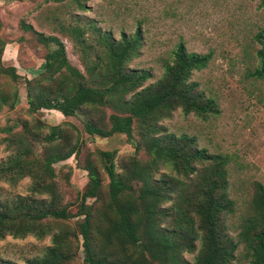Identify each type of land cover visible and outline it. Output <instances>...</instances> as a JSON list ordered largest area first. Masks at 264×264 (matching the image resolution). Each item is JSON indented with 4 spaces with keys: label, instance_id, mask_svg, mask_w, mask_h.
<instances>
[{
    "label": "rangeland",
    "instance_id": "1",
    "mask_svg": "<svg viewBox=\"0 0 264 264\" xmlns=\"http://www.w3.org/2000/svg\"><path fill=\"white\" fill-rule=\"evenodd\" d=\"M0 21V37L6 43L2 64L14 66L21 78L12 82L0 76V92L9 96L17 91L13 107L4 106L0 110V164L4 166L18 154L13 139L23 135L30 149L27 160L36 174L35 179L26 176L15 184L0 180V204L10 206L16 198L31 197L45 205L65 206L69 214L62 223L44 220L42 224L49 232L42 238L5 236L0 241V261L26 264L42 256L51 246V235L58 229L67 237L76 232L77 224L83 219L78 208L88 186L87 173L83 170L88 163L100 181L99 197H86L83 204L92 207V226L103 231L113 215L106 210L108 177L100 153H111L114 170L120 173V167L127 165L134 152L133 145L122 134L100 138L83 131L84 120L104 122L106 109L91 112L87 117L80 114L69 118L53 110L28 111L23 79L37 77L49 48L39 44L33 34L24 32L20 23L29 24L45 37L58 39L68 64L81 74H85L86 64L98 57L97 39L101 34L119 41L122 34L128 38L138 30L139 47L126 68L149 72L150 78L144 86L159 80L162 65L171 62L178 45L186 52L210 54L207 66L192 72L189 80L197 92L214 100L217 114L200 119L192 114L184 116L176 109L169 118L157 122L160 131L156 136L172 134L175 139L186 136L193 138L196 149L227 155V194L234 202V211L224 216L222 224L227 237L236 240L254 185H264V78L254 74L259 66L256 35L264 31V6L260 0H65L61 4L48 0H0ZM71 28L78 29L79 40L71 36ZM47 86L51 91L57 89V84ZM53 126L61 127V135L53 143H46L43 139L48 127ZM6 129L10 133H4ZM133 138L136 140L134 130ZM69 150L73 153L63 161L47 163L44 167L50 156H63ZM136 158L140 162L146 160L142 152ZM162 174L179 177L171 168L162 166L154 174V181L160 180ZM169 206L170 203H165L162 208ZM168 222L161 220V228L167 227ZM101 237L93 236V252L107 260L120 261L122 250L118 242L114 240L105 247ZM68 243L71 264H83L80 237L76 241L68 237ZM193 245L192 253L180 256L182 264H193L200 240H195ZM126 254L127 264H160L147 260L143 253L132 255L127 250ZM230 264H248L242 245L237 246Z\"/></svg>",
    "mask_w": 264,
    "mask_h": 264
},
{
    "label": "trees",
    "instance_id": "2",
    "mask_svg": "<svg viewBox=\"0 0 264 264\" xmlns=\"http://www.w3.org/2000/svg\"><path fill=\"white\" fill-rule=\"evenodd\" d=\"M48 1L61 4L65 0ZM260 4L264 6V0H260ZM19 27L49 48L43 55L42 71L37 77L23 79L28 111L53 110L69 118L80 114L87 117L91 112L106 109L108 114L104 122L84 120L83 131L100 138L122 134L134 148L132 158L120 167V173L114 170L112 154L100 153L108 177L106 210L113 215L103 231L92 226V207L83 204L86 197H99L100 181L90 163L83 168L88 178L78 208L83 219L77 224L76 232L72 231L68 236L74 241L80 237L83 264H127L125 257L128 254L124 255L127 250L132 255L143 253L152 262L182 264L180 256L194 251L195 240H200V247L193 264H230L238 245H242L248 264H264V185H254V193L234 241L223 232L222 224L224 216L234 211V202L227 194V155L196 149L192 145L193 138L186 136L177 139L172 134L156 136L160 131L157 122L169 118L176 109L184 116L192 114L200 119L217 114L214 100L197 92L195 84L189 80L192 72L207 66L209 53L186 52L178 45L171 62L162 65L159 80L144 86L150 78L149 72L126 68L139 47L138 30L128 38L122 34L119 41L112 40L106 33L101 34L97 39L98 57L86 64L85 74H81L68 64L63 44L58 39L35 32L29 24L20 23ZM69 32L75 40L81 38L77 28H71ZM256 41L259 66L254 74L264 78V31L257 33ZM5 45L0 37V76L16 82L21 78L15 67L2 64ZM48 84H57V89L51 91ZM16 99V90L9 96L0 92V110L4 106L11 109ZM3 131L10 133L9 129ZM60 135V126L48 127L43 141L53 143ZM13 141L18 154L4 166L0 164V180L15 184L26 176L35 179L36 174L27 160L30 149L25 137L21 135ZM139 152L146 156L144 162L136 158ZM72 153L69 150L63 156L52 155L44 167L47 163L63 161ZM162 166L171 168L179 177L162 174L160 180L154 181V174ZM31 189L36 191L37 188ZM165 203H170L168 209L162 208ZM107 217L103 215L104 219ZM68 218L65 206L45 205L31 197L16 198L10 206L0 204V241L5 236L42 238L49 232L42 224L44 220L62 223ZM163 219L169 220L165 228L160 226ZM93 236H102L101 244L105 247L116 240L122 250L120 261L95 254ZM68 237L58 229L51 235V246L42 256L26 264H71ZM0 264L12 263L0 261Z\"/></svg>",
    "mask_w": 264,
    "mask_h": 264
}]
</instances>
